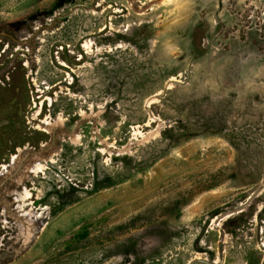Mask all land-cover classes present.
Returning a JSON list of instances; mask_svg holds the SVG:
<instances>
[{"label": "rangeland", "instance_id": "obj_1", "mask_svg": "<svg viewBox=\"0 0 264 264\" xmlns=\"http://www.w3.org/2000/svg\"><path fill=\"white\" fill-rule=\"evenodd\" d=\"M0 240L264 264V0H0Z\"/></svg>", "mask_w": 264, "mask_h": 264}, {"label": "bare ground", "instance_id": "obj_2", "mask_svg": "<svg viewBox=\"0 0 264 264\" xmlns=\"http://www.w3.org/2000/svg\"><path fill=\"white\" fill-rule=\"evenodd\" d=\"M38 167H40V166H38ZM28 193H29L28 191H26L25 193H19L18 196H19V198L24 199ZM20 207H22V205Z\"/></svg>", "mask_w": 264, "mask_h": 264}, {"label": "flooded vegetation", "instance_id": "obj_3", "mask_svg": "<svg viewBox=\"0 0 264 264\" xmlns=\"http://www.w3.org/2000/svg\"><path fill=\"white\" fill-rule=\"evenodd\" d=\"M1 222H2V220H1ZM1 226H2V225H1ZM2 240H3V239H2ZM0 244L3 245V242H2L1 240H0Z\"/></svg>", "mask_w": 264, "mask_h": 264}]
</instances>
